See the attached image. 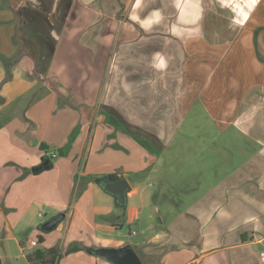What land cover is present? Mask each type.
Wrapping results in <instances>:
<instances>
[{
	"label": "crops",
	"instance_id": "0c3cea01",
	"mask_svg": "<svg viewBox=\"0 0 264 264\" xmlns=\"http://www.w3.org/2000/svg\"><path fill=\"white\" fill-rule=\"evenodd\" d=\"M119 176L144 223L132 244L109 236L121 206L97 183ZM74 242L130 245L143 264H261L264 0H0V264Z\"/></svg>",
	"mask_w": 264,
	"mask_h": 264
},
{
	"label": "rangeland",
	"instance_id": "374dc122",
	"mask_svg": "<svg viewBox=\"0 0 264 264\" xmlns=\"http://www.w3.org/2000/svg\"><path fill=\"white\" fill-rule=\"evenodd\" d=\"M129 128H130V131L133 132V133H135L137 136H139V137H141V138H143L145 140H148L149 139L150 146L152 147V149H155L156 148L155 154H157V152H159L161 149H162V151H165L166 147H168V143H166L165 140L166 139H169L168 138L169 135H168V137H167V135L166 136L165 135L161 136V138H160L161 139V142L164 141V142H162V146L160 144H156L157 141H155L153 138H151L152 137L151 135H153V134H156V133L157 134L158 133L163 134V132H162L163 129H159V128H156V127H149V128H141L140 127L139 128V127H135V126L134 127L133 126H130ZM220 145H222V144H220ZM185 146L186 145H183V147H181V145H176L175 150L178 153H183L185 150H188V149L185 148ZM192 146H193V151H198L199 150V151H203L202 152L203 154H210V155L213 154L211 152L212 151V147L204 148L203 149L202 145H200V144L197 145V143H194V145H192ZM213 157H215V156H213ZM141 185H146V183H142ZM160 186L161 185H160V183L158 181H157V184H154V187L155 188L157 187V192L159 191ZM147 187L148 188H151V186H147ZM176 198L177 197H175V200H176ZM123 208H124L123 206H121L119 208L122 214H121V218L118 221L119 226L116 227L117 228V232H116L117 234L110 233L109 236H115L116 235L117 238L123 239V240H125L127 242H130L132 244L135 240L142 238L143 235L145 234V231H143L144 230L143 229L144 228L143 227L144 226V223L143 222H139V223L136 222L133 219L132 214H131V216H126L127 211L124 210ZM159 208H162V206L160 205ZM161 214H162V210L161 211L157 210V213L154 212V218H153L152 221L157 226L158 225L160 226L159 216ZM133 230L135 231V233H138V234L137 235H135V234L133 235V233H132ZM148 232L149 233L150 232L152 233L153 230L152 231H148ZM40 233H41L42 236H44V235H48L49 233H53V232H51V231H49V232L43 231V232H40ZM56 243H58V241H56ZM72 244L79 245V243H77V242H74ZM54 246H57V244L54 245ZM82 246H85V245L83 244ZM97 248H99V247L92 246L91 247V253L95 254V250ZM60 251H61L60 252L61 253V256H60V258L58 260V264H77V263H79V261L73 259L72 256H69V254L72 253L73 251L72 252H66V250L63 251L61 249H60ZM95 255H97V254H95ZM149 259H150V261L152 263L154 262L153 264L157 263V257L155 258L154 256H151Z\"/></svg>",
	"mask_w": 264,
	"mask_h": 264
},
{
	"label": "water",
	"instance_id": "95a60500",
	"mask_svg": "<svg viewBox=\"0 0 264 264\" xmlns=\"http://www.w3.org/2000/svg\"><path fill=\"white\" fill-rule=\"evenodd\" d=\"M50 165L47 158L44 163L34 168V171H40L41 169L48 168ZM99 186L107 193L115 198L118 205L125 207L126 204V192L130 190V185L124 176H119L114 179L111 177H104L97 179ZM64 213H59L55 217L45 221L41 225V229L44 231L52 230L56 224L63 218ZM95 254L106 258L113 264H143L136 251L130 245H125L118 248L112 247H99L95 250Z\"/></svg>",
	"mask_w": 264,
	"mask_h": 264
},
{
	"label": "trees",
	"instance_id": "16d2710c",
	"mask_svg": "<svg viewBox=\"0 0 264 264\" xmlns=\"http://www.w3.org/2000/svg\"><path fill=\"white\" fill-rule=\"evenodd\" d=\"M73 134H74V132H73ZM151 136H152L151 138H153L155 141L158 142L156 136H154V135H151ZM135 139L141 145L146 147L149 151L150 150L153 151L151 149V146H149L150 145L149 140H147V142H144L143 140L139 139L138 137H135ZM60 153H63V149L60 150ZM86 179H87V181L91 180L90 178H86ZM82 186H84L82 183H80L78 185L79 188ZM38 239H39V241L43 240L42 237H39ZM91 247L92 246H82V245L72 244L69 247H67L66 252H72V251L82 249V250L86 251L87 253L93 254V253H91ZM60 252L61 251L57 246H53V247H50L47 249L35 248L34 250L27 252L25 256H26V259L29 262V264H56L58 262L60 256H61Z\"/></svg>",
	"mask_w": 264,
	"mask_h": 264
},
{
	"label": "built area",
	"instance_id": "2783aa9c",
	"mask_svg": "<svg viewBox=\"0 0 264 264\" xmlns=\"http://www.w3.org/2000/svg\"><path fill=\"white\" fill-rule=\"evenodd\" d=\"M49 154H50L51 157L55 156L54 152H52V151H50ZM38 215H39L40 217H42V216L44 215V212L41 211V212L38 213ZM30 246H32V247L37 246V241H36V240H32V241H30ZM259 257H260V262H261V264H264V250H262V251L259 253Z\"/></svg>",
	"mask_w": 264,
	"mask_h": 264
}]
</instances>
